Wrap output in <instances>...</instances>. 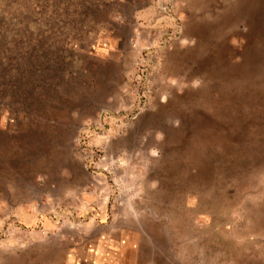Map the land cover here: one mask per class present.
<instances>
[{
  "label": "rangeland",
  "instance_id": "rangeland-1",
  "mask_svg": "<svg viewBox=\"0 0 264 264\" xmlns=\"http://www.w3.org/2000/svg\"><path fill=\"white\" fill-rule=\"evenodd\" d=\"M0 264H264V0H0Z\"/></svg>",
  "mask_w": 264,
  "mask_h": 264
}]
</instances>
